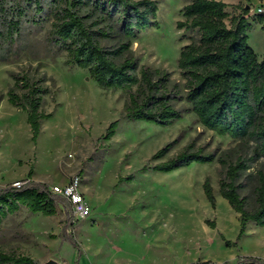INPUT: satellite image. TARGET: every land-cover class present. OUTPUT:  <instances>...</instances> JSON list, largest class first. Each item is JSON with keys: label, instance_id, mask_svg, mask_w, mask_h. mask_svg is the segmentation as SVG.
Listing matches in <instances>:
<instances>
[{"label": "rangeland", "instance_id": "obj_1", "mask_svg": "<svg viewBox=\"0 0 264 264\" xmlns=\"http://www.w3.org/2000/svg\"><path fill=\"white\" fill-rule=\"evenodd\" d=\"M158 5V28L141 32L132 44L133 55L142 65L169 72L185 95V80L178 67L189 33L177 27L187 0H154ZM230 17L243 5L256 7L264 0H224ZM253 24L249 43L264 57V30L259 16L248 14ZM50 23L33 28L9 63H0V188L29 178L46 183L52 190L75 176L91 207L86 218L72 206L58 205L54 216L33 213L26 207L10 215L0 226V251L30 256L41 264H192L212 261L236 262L239 257L264 259V226L249 222L240 234V216L219 193V180L226 165L218 160L193 162L173 171L152 168L193 144L192 151L215 154L226 163L254 156L253 143L245 144L219 135L184 112L172 126L132 120L124 115L127 93L101 88L88 70L68 63L65 52L48 40ZM106 41L113 45L117 41ZM12 73L27 74L44 81L50 89L44 110L52 116L42 121L35 143L27 114L8 101L14 85ZM187 109L185 99L177 104ZM118 120L115 135L101 139L109 125ZM177 139L161 159L152 156ZM247 173L264 171V156L250 161ZM32 173L29 177V173ZM211 179L216 206L208 201L203 184ZM243 195L253 188V178L243 176ZM69 218L79 247L63 236ZM215 227H213V224ZM230 241V245L226 244Z\"/></svg>", "mask_w": 264, "mask_h": 264}, {"label": "trees", "instance_id": "obj_2", "mask_svg": "<svg viewBox=\"0 0 264 264\" xmlns=\"http://www.w3.org/2000/svg\"><path fill=\"white\" fill-rule=\"evenodd\" d=\"M187 1L183 19L177 22V27L188 32L190 39L178 58L185 95L169 72L141 65L133 55L132 44L138 35L159 27L158 5L154 0H0V63L12 62L31 30L50 23L48 40L66 53L69 64L88 70L101 88L127 93L125 117L172 126L183 118L184 112L191 111L201 124L219 135L253 143L254 156L238 158L234 163H226L215 154H204L201 148L192 151L190 143L176 156L142 168L169 172L193 162H222L227 168L219 180V193L239 213L241 237L249 222L264 226V171L260 170L256 176L247 173L250 161L264 156V57L260 59L249 43L248 33L253 24L247 15L251 6L243 5L242 12L232 16L228 25L230 13L226 2ZM256 15L259 16L257 23L264 30V14ZM115 36L116 43L105 44ZM12 77L14 85L8 91V101L26 112L32 140L36 143L42 121L52 116L44 110L50 89L44 81H33L27 74L12 73ZM183 99L190 103L189 108L177 107ZM117 125L118 120L113 121L101 139H111ZM176 141L168 142L152 159L165 157ZM245 174L253 178V188L247 195L242 194ZM203 188L215 207L216 196L209 177L205 178ZM60 204L72 206L46 183L30 178L20 187L0 188V226L22 207L54 216ZM73 227V219L69 218L63 227V236L79 247L70 232ZM226 244L231 243L226 241ZM0 264L41 263L14 251H0ZM221 264H264V259L243 256L234 263Z\"/></svg>", "mask_w": 264, "mask_h": 264}, {"label": "built area", "instance_id": "obj_3", "mask_svg": "<svg viewBox=\"0 0 264 264\" xmlns=\"http://www.w3.org/2000/svg\"><path fill=\"white\" fill-rule=\"evenodd\" d=\"M250 14H264V4L250 8ZM26 181H18L13 183V186L20 187ZM81 179L75 176L69 183L63 187L55 186L52 191L64 196L72 203L74 213L80 218H86L91 214V207L85 200L84 195L79 189Z\"/></svg>", "mask_w": 264, "mask_h": 264}, {"label": "water", "instance_id": "obj_4", "mask_svg": "<svg viewBox=\"0 0 264 264\" xmlns=\"http://www.w3.org/2000/svg\"><path fill=\"white\" fill-rule=\"evenodd\" d=\"M45 264H54V263H53V261H49V262H47Z\"/></svg>", "mask_w": 264, "mask_h": 264}, {"label": "crops", "instance_id": "obj_5", "mask_svg": "<svg viewBox=\"0 0 264 264\" xmlns=\"http://www.w3.org/2000/svg\"><path fill=\"white\" fill-rule=\"evenodd\" d=\"M222 1H224V0H222ZM240 1H242V0H238V2H240ZM245 0H243V2H244ZM224 2H226V1H224ZM261 26V25H260Z\"/></svg>", "mask_w": 264, "mask_h": 264}]
</instances>
